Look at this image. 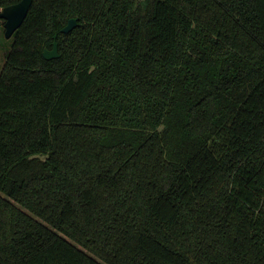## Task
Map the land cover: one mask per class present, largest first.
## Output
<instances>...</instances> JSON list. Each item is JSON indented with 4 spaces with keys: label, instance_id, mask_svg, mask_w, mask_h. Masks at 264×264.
<instances>
[{
    "label": "trees",
    "instance_id": "1",
    "mask_svg": "<svg viewBox=\"0 0 264 264\" xmlns=\"http://www.w3.org/2000/svg\"><path fill=\"white\" fill-rule=\"evenodd\" d=\"M11 40L0 264H264V0H33Z\"/></svg>",
    "mask_w": 264,
    "mask_h": 264
},
{
    "label": "water",
    "instance_id": "2",
    "mask_svg": "<svg viewBox=\"0 0 264 264\" xmlns=\"http://www.w3.org/2000/svg\"><path fill=\"white\" fill-rule=\"evenodd\" d=\"M33 0H22L21 2L5 7L0 11V20H4L5 36L7 39H11L14 33L23 24ZM78 25V19L72 18L69 20L68 24L62 29V33L68 34L73 31ZM57 36H55V42L52 50L45 49L43 55L45 59L52 60L60 57L58 51V43L56 41Z\"/></svg>",
    "mask_w": 264,
    "mask_h": 264
},
{
    "label": "rangeland",
    "instance_id": "3",
    "mask_svg": "<svg viewBox=\"0 0 264 264\" xmlns=\"http://www.w3.org/2000/svg\"><path fill=\"white\" fill-rule=\"evenodd\" d=\"M0 11H1V9H0ZM4 22H5L4 20H0V42L3 44L2 46L0 45V73L2 72L4 63H5L6 51H8L12 45V40L7 39L5 36V33L2 36V26H3Z\"/></svg>",
    "mask_w": 264,
    "mask_h": 264
}]
</instances>
